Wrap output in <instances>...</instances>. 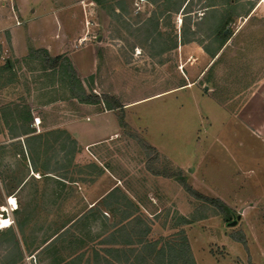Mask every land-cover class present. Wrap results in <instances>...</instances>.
I'll return each mask as SVG.
<instances>
[{
  "label": "rangeland",
  "instance_id": "obj_1",
  "mask_svg": "<svg viewBox=\"0 0 264 264\" xmlns=\"http://www.w3.org/2000/svg\"><path fill=\"white\" fill-rule=\"evenodd\" d=\"M0 216V264H264V0H0Z\"/></svg>",
  "mask_w": 264,
  "mask_h": 264
},
{
  "label": "trees",
  "instance_id": "obj_2",
  "mask_svg": "<svg viewBox=\"0 0 264 264\" xmlns=\"http://www.w3.org/2000/svg\"><path fill=\"white\" fill-rule=\"evenodd\" d=\"M226 41V40H225ZM225 41L222 42V46L225 44ZM32 54H36L37 59L43 63L44 68L46 69H60L62 71V74L64 76V80L67 83L68 91L72 98L78 100L82 104H88V105H104L107 110H118L121 108V104L119 101H117L114 98H110L108 96H98L96 94H93L92 92L86 91L83 82L79 78V75L75 71L71 61L69 58L65 56H57V57H51L47 50L40 49V50H33ZM215 56V55H214ZM28 117L30 118V114H28ZM26 117L25 119L27 120ZM32 132H25V135H30ZM33 137V136H31ZM183 182V181H182ZM183 185L187 189V192L191 195L195 196L196 198H202L203 196L196 194L193 192L191 188H188V186L185 185V182H183ZM116 192V189H113L110 191L104 198H102V203L105 204L108 202V200L114 196ZM206 201H209L210 204H213L217 207H219L222 211L227 212L228 207L222 203L220 200L215 199H208L205 198ZM89 210H87L88 212ZM114 212V211H113ZM88 215V214H87ZM75 221L74 223H76ZM8 234H10L12 241L14 243L19 244L16 232L14 229H8ZM19 232L23 234L22 228L19 227ZM114 236V235H113ZM119 253V252H118Z\"/></svg>",
  "mask_w": 264,
  "mask_h": 264
},
{
  "label": "crops",
  "instance_id": "obj_3",
  "mask_svg": "<svg viewBox=\"0 0 264 264\" xmlns=\"http://www.w3.org/2000/svg\"><path fill=\"white\" fill-rule=\"evenodd\" d=\"M21 30V29H20ZM18 33V30H16V32L14 31L13 32V34L11 33V36L13 35V38H12V40H13V42H15L16 41V34ZM40 49H45V50H47L48 51V53H51L50 51H51V48L49 47V46H44L43 48H37V49H35V50H40ZM88 50H89V48H87ZM90 51V50H89ZM75 54H77V53H75ZM50 55V54H49ZM52 57V56H51ZM70 60V59H69ZM76 61H78L77 59H75L74 60V58H73V61L71 60V63H72V65H73V67H74V69H75V71L77 72V74L79 75V78L81 79V76H80V72L79 71H85V70H82L81 69V64H80V62L78 61V63L76 62ZM76 66H78L77 68H76ZM94 66H93V62H92V65H91V67L88 69L89 71H91L92 70V68H93ZM79 69V70H78ZM91 69V70H90ZM87 70V69H86ZM87 70V71H88ZM93 71V70H92ZM92 71H91V73H92ZM81 81L83 82V80L81 79ZM83 85H84V83H83ZM84 87H85V85H84ZM137 103V102H136ZM133 103H131V104H129V105H132ZM28 132H32V133H35V131H28ZM40 133H42V132H40ZM12 199V198H11ZM14 204V203H13Z\"/></svg>",
  "mask_w": 264,
  "mask_h": 264
},
{
  "label": "bare ground",
  "instance_id": "obj_4",
  "mask_svg": "<svg viewBox=\"0 0 264 264\" xmlns=\"http://www.w3.org/2000/svg\"><path fill=\"white\" fill-rule=\"evenodd\" d=\"M11 201L16 204L14 199H11ZM9 225L10 224L8 223V221H6L3 217L0 216V230L7 228Z\"/></svg>",
  "mask_w": 264,
  "mask_h": 264
},
{
  "label": "water",
  "instance_id": "obj_5",
  "mask_svg": "<svg viewBox=\"0 0 264 264\" xmlns=\"http://www.w3.org/2000/svg\"><path fill=\"white\" fill-rule=\"evenodd\" d=\"M236 222L232 223L231 225H234Z\"/></svg>",
  "mask_w": 264,
  "mask_h": 264
}]
</instances>
